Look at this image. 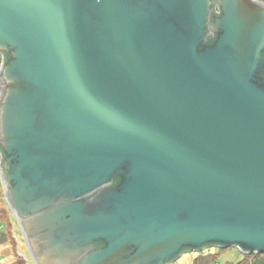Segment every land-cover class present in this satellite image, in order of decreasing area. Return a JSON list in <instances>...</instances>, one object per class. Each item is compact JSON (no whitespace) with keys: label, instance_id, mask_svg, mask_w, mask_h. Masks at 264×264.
<instances>
[{"label":"water","instance_id":"95a60500","mask_svg":"<svg viewBox=\"0 0 264 264\" xmlns=\"http://www.w3.org/2000/svg\"><path fill=\"white\" fill-rule=\"evenodd\" d=\"M0 57L32 264L264 251V1L0 0Z\"/></svg>","mask_w":264,"mask_h":264},{"label":"rangeland","instance_id":"374dc122","mask_svg":"<svg viewBox=\"0 0 264 264\" xmlns=\"http://www.w3.org/2000/svg\"><path fill=\"white\" fill-rule=\"evenodd\" d=\"M0 208H5V212L0 211V231H5L7 234L6 241H2L0 244V253L5 264H12L17 257L16 251L27 256L25 243L20 231V228L14 218L6 207L5 199L3 196V190L0 184ZM211 254L214 253L217 258L218 264H227V262H234L242 257V253L233 246L218 248L209 247L200 251L184 252L176 259L172 260L168 264H187L188 261L199 256V254ZM194 260V259H193ZM27 262L32 264L30 259ZM19 264V263H18Z\"/></svg>","mask_w":264,"mask_h":264},{"label":"trees","instance_id":"16d2710c","mask_svg":"<svg viewBox=\"0 0 264 264\" xmlns=\"http://www.w3.org/2000/svg\"><path fill=\"white\" fill-rule=\"evenodd\" d=\"M264 1V0H262ZM7 234L5 231H0V244L1 242L6 241ZM217 258L214 253L211 254H199L196 258H194V264H218ZM227 264H264V251L260 253H247L243 254L242 257L234 262H227Z\"/></svg>","mask_w":264,"mask_h":264},{"label":"flooded vegetation","instance_id":"af4514ba","mask_svg":"<svg viewBox=\"0 0 264 264\" xmlns=\"http://www.w3.org/2000/svg\"><path fill=\"white\" fill-rule=\"evenodd\" d=\"M26 256V255H25ZM27 259L29 260L30 259V257L27 255L26 257H19V258H17V261H16V264H30V263H28L27 262ZM30 261H31V259H30Z\"/></svg>","mask_w":264,"mask_h":264},{"label":"built area","instance_id":"2783aa9c","mask_svg":"<svg viewBox=\"0 0 264 264\" xmlns=\"http://www.w3.org/2000/svg\"><path fill=\"white\" fill-rule=\"evenodd\" d=\"M0 61H1V57H0ZM1 223H0V227H1ZM194 259V258H193ZM190 260V261H188V263L187 264H194V260ZM0 264H5L4 263V261H3V259H2V256H1V253H0Z\"/></svg>","mask_w":264,"mask_h":264},{"label":"crops","instance_id":"0c3cea01","mask_svg":"<svg viewBox=\"0 0 264 264\" xmlns=\"http://www.w3.org/2000/svg\"><path fill=\"white\" fill-rule=\"evenodd\" d=\"M1 209V208H0Z\"/></svg>","mask_w":264,"mask_h":264}]
</instances>
